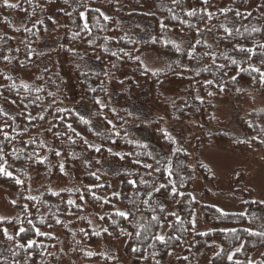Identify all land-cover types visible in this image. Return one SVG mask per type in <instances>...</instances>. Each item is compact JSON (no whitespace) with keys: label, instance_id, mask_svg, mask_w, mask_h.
Returning a JSON list of instances; mask_svg holds the SVG:
<instances>
[{"label":"trees","instance_id":"1","mask_svg":"<svg viewBox=\"0 0 264 264\" xmlns=\"http://www.w3.org/2000/svg\"><path fill=\"white\" fill-rule=\"evenodd\" d=\"M246 1L189 0L188 6L185 0H54L63 20L59 24L48 14L50 0L8 2L14 8L0 0V163L14 177L0 175V186L15 195L11 205L16 211L12 218H0V264H58L62 242L70 247L71 264H123L109 250L123 234L122 253L131 264H170L174 252L172 264H198V256L207 253L204 264H249L257 249L261 252L251 262L264 264V238L249 234L264 232V202L240 198L241 210L221 211L197 201L190 191L195 172L214 182L197 157L199 147L214 142L260 152L264 159V107L240 118L241 138L222 130L207 133L204 127L220 122L210 116L213 98L251 91L264 96V84L251 71H264V48L259 47L264 44V0L248 11ZM48 37L52 47H42ZM240 47L254 55L249 58ZM56 56L73 77L74 100ZM153 59L158 65L152 70L159 75L144 71ZM38 61L42 69L32 83L11 75ZM39 173L52 181L70 175L72 187L51 191L43 186L30 195V176ZM161 183L165 188L150 199L148 193ZM173 185L179 193L175 197ZM85 206L95 214L96 227L85 216ZM196 209L208 230H194ZM117 210L133 215L124 219ZM160 231L164 243L154 239ZM96 245L101 249L94 252Z\"/></svg>","mask_w":264,"mask_h":264},{"label":"rangeland","instance_id":"2","mask_svg":"<svg viewBox=\"0 0 264 264\" xmlns=\"http://www.w3.org/2000/svg\"><path fill=\"white\" fill-rule=\"evenodd\" d=\"M17 0H8L14 3ZM186 5L189 6V0H185ZM256 3V0L246 1V10H250ZM101 12L106 15L108 7L106 4L101 6ZM48 14L56 23L62 24L63 20L55 13L54 0H50L48 7ZM42 44V43H41ZM39 45V47L41 46ZM53 40L51 37L46 38L42 47L51 48ZM59 71L63 74L66 81V90L71 100L76 98V87L73 77L69 73L66 65L61 59L56 56ZM151 69L156 68L158 63L153 59ZM42 69V63L37 62L28 70H13L11 75L23 80L26 83H32L34 78ZM174 89L173 85L170 86ZM169 89V88H168ZM243 96L231 97L229 95L213 98V106L210 116L214 121H220L219 124L205 123V132L222 130L230 133L235 138H241L243 131L240 126V118L245 117L246 113L251 109H259L264 107V96L251 91L244 93ZM197 157L202 161L211 171L214 182L213 185L202 180L195 172L194 180L191 186L192 196L199 202L212 205L222 211H239L238 201L243 199H257L264 202V159L260 152H242L238 149H233L223 145H218L214 142L197 149ZM74 177V176H73ZM72 177L66 175L64 178L55 181L49 180L47 174L39 173L33 174L29 179L28 192L30 195H37L43 186L48 187L51 191H60L63 189H70L72 187ZM118 184H114L113 190H116ZM236 196V197H235ZM15 200V195L0 186V218H12L16 215V211L11 205ZM85 216L91 222L93 227L97 226L95 214L91 212L88 206H85ZM194 223V230L203 232L209 229V226L203 221L199 209L194 211L192 217ZM162 235V231H160ZM123 234L116 242L115 246L110 251L112 256H117L119 261L123 264H131L122 253V243L125 239ZM69 245L66 242L61 243L62 254L58 256V264H71L68 257ZM94 252L100 251L101 245L94 246ZM109 250H102L105 256L110 253ZM261 250L257 249L251 254V261H254L260 254ZM210 253L205 257L198 256V264H204ZM177 254L174 252L169 257V263L172 264ZM96 263H98L96 261Z\"/></svg>","mask_w":264,"mask_h":264},{"label":"snow or ice","instance_id":"3","mask_svg":"<svg viewBox=\"0 0 264 264\" xmlns=\"http://www.w3.org/2000/svg\"><path fill=\"white\" fill-rule=\"evenodd\" d=\"M29 2H30V0H29ZM66 2H67V0H66ZM174 2H175V0H174ZM3 3H4V6H5V7H9V8H14V7L17 6V5H15V4H10V3H8V0H3ZM202 3H203V4H207V3H208V0H202ZM229 11H230V9H229ZM188 14H189V15H195L194 12H189ZM236 14H237V15H240V13H238V12H237ZM102 15H103V14H102ZM81 18H83V13H81ZM105 19H107V17H105ZM84 27L87 28V24H85ZM161 27L163 28L164 25H161ZM224 31L227 32L228 29L225 28ZM74 38H75V37H74ZM152 42L155 43L156 41L153 40ZM196 43L198 44L199 41H197ZM174 46L176 47V50H177V51L180 50V46H179L178 44H177V45H174ZM190 47H193V46H190ZM259 47H260V48H264V44L259 45ZM237 50H238L239 52H247V53L249 54V58H251V56L254 55V53L252 52L251 49H245V48H243V47H240V48H238ZM187 54H188L189 57L191 58V56H192L191 51H189ZM126 55H127V53H126ZM136 59H137L138 61L141 60L140 57H136ZM233 63H235V62L233 61ZM143 67H144V71H145L146 73H147V72H152L153 75H159V73H158L157 71L152 70V69L149 68L146 64L143 65ZM221 67H223V66H221ZM251 71L256 72V73L258 74V77H259V83L264 84V71H261L260 68H255V67L252 68ZM232 80L234 81V80H235V77H232ZM206 84H207V85H211V84H212V81H211V80H208V81H206ZM24 87L27 88L28 86H27V85H24ZM220 90H221V91L224 90V89H223V86L221 87ZM93 91H95V89H93ZM238 91H239V90H238ZM208 95L211 96L212 93L209 92ZM95 103H96L97 105H100L101 109L103 108V103H102L101 100L97 99V100L95 101ZM40 119H44V117H40ZM85 123H87V122L85 121ZM69 130H71V126H70V125H69ZM0 131H3V129L0 128ZM162 131H163V130H162ZM163 134H164L165 137H167V132H164ZM54 135H55V133H54ZM77 135H79V133H77ZM4 139H8V135H7V133L4 134ZM252 139L255 140L256 137H252ZM261 143H264V140H262ZM90 147H91V146H90ZM94 151H96V152H101V149H100V148H94ZM55 154H56L57 157L61 156V153H60L59 151H57ZM29 159H31V157H29ZM121 159H124V157H121ZM0 161H4V153H3L2 150H0ZM37 163H39V164H43L44 161H43V160H39V161H37ZM97 163H99V161H97ZM135 163H139V161H135ZM157 163H159V161H157ZM143 167H145V168H152V165L145 164V165H143ZM59 168H60L61 174H66V172H65V164H64V163H60V164H59ZM157 170H159V169H157ZM169 171H170V170H169ZM90 174L93 175V176H95V178H96L97 180L100 179V177L97 176L95 173H90ZM0 175L6 176V177L9 178V179H14L12 172L7 171V169H6V164H5V163H0ZM15 183H16L17 185H20L22 182H21L19 179H16V180H15ZM127 183H128L129 185L133 186V187L136 186V181H134V180H128ZM141 183H146V182H145V181H141ZM95 187H103V185H96ZM164 188H165V184H164V183H161L159 188H156L155 186H153V190H152V192H149V193H148L149 198L151 199L154 193H160ZM88 191H89V192H92V188H89ZM170 194H171L173 197H175L176 195H179V193H178V191H177V189H176V187H175L174 185L171 186ZM53 195H58V193H55V192H54ZM116 195H117L116 193H113V196H116ZM92 198H93V199H96V200H99V199H100V197H97V196L95 195L94 192H93V196H92ZM80 199H81V200L85 199V195H81V196H80ZM104 202H105V203H108L109 201L106 199ZM13 203H15V202H13ZM73 203H74V202H73L72 200H68V204L71 205V204H73ZM78 207H79V206H78ZM162 210H163V209H162ZM221 211H222V210H221ZM115 214L118 215V216H120V217H122V218H124V219H128V217H129L130 215H133V213H132L130 210L127 211V212H126V211H122V210H117ZM100 219H101V220H104L105 217H104V216H100ZM153 219L155 220L156 218L153 217ZM0 222H4V221H3V220H0ZM57 222H59V221H57ZM89 223H91V222H89ZM24 231H25L24 228H19V233L22 234V233H24ZM103 231H104L105 233H107L109 230H108L107 228H104ZM245 231H247V230H245ZM4 234H5L6 238H7L9 241L13 240V237H12V236L7 235L6 230H5V233H4ZM36 234H37V235H41V233H40L39 231H37ZM249 234H250V235H259V236H261L262 238H264V232H262V233H249ZM21 238H23V237H21ZM154 239H156L157 241H160L161 243H164V242H165V236H164V235L157 234V235L154 236ZM27 246H28L29 248H31V247H32V243L30 242ZM239 250H240L239 248L236 249L237 252H238ZM134 251H135V250H134ZM87 255H88V256H91V255H93V253L89 252V253H87ZM227 259H228L229 261H231V260L233 259V255H228V256H227ZM249 264H253V262L250 261Z\"/></svg>","mask_w":264,"mask_h":264}]
</instances>
